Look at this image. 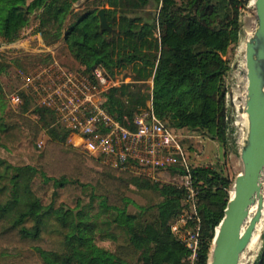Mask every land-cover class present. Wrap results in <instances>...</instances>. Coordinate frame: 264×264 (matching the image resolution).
I'll return each mask as SVG.
<instances>
[{"label":"trees","instance_id":"trees-1","mask_svg":"<svg viewBox=\"0 0 264 264\" xmlns=\"http://www.w3.org/2000/svg\"><path fill=\"white\" fill-rule=\"evenodd\" d=\"M77 2L0 0V42L18 39L35 13L45 46L62 41L90 78L96 66L113 79L120 69H130L131 83L111 87L103 95L102 106L114 117L132 119L151 101L157 117L173 132L204 133L226 143L229 61L224 57L232 34L240 29V7L249 0H85L74 6ZM152 5L157 9L153 18L137 14ZM100 9L113 31L102 30ZM45 59L39 64L49 61ZM149 80L148 93L135 85ZM29 104L25 101L21 110L27 111ZM34 111L43 113L49 127L50 113ZM9 118L36 143L41 129L35 122L14 112ZM48 132L44 147L28 150L21 160L0 158V178L8 179L9 193L0 201V257L14 251L11 264H189V251L170 229L185 207L182 188L103 165L64 147L66 130L50 127ZM183 147L201 218L194 264H208L230 182L212 167L193 165ZM175 171L183 173L180 166ZM130 186L153 189L160 196L141 227L136 222L145 208L127 210ZM62 195L76 204L61 201ZM50 216L57 220L58 240L43 232ZM103 239L111 248L100 244ZM255 264H264V244Z\"/></svg>","mask_w":264,"mask_h":264},{"label":"built area","instance_id":"built-area-1","mask_svg":"<svg viewBox=\"0 0 264 264\" xmlns=\"http://www.w3.org/2000/svg\"><path fill=\"white\" fill-rule=\"evenodd\" d=\"M35 31L40 51L51 52ZM51 54L47 63L18 69L16 77L20 83L8 97L15 108L23 106L27 97L31 109H44L52 116L49 127L41 128L37 148L44 147L50 139L48 128L57 127L67 132L64 144L68 142L103 165L154 181L173 174L178 182L175 186L184 190L185 207L171 221L170 229L189 251V264H194L201 218L183 135L173 132L157 117L151 101L132 119L114 117L102 101L104 93L118 86V81L102 66H96L90 78L79 69L63 65ZM178 166L183 173L175 171Z\"/></svg>","mask_w":264,"mask_h":264},{"label":"rangeland","instance_id":"rangeland-1","mask_svg":"<svg viewBox=\"0 0 264 264\" xmlns=\"http://www.w3.org/2000/svg\"><path fill=\"white\" fill-rule=\"evenodd\" d=\"M84 1L85 0H79V2L74 3V6H77ZM245 6L251 8V0H249L248 4ZM156 11L157 9L155 5H152L147 7L145 10L138 12L137 14L149 19L155 16ZM248 15L252 18L249 11L245 10L244 7H240V29L238 32L232 34L233 42L224 57L229 61V70L225 77L226 117L229 118L228 129L226 133L229 135V139L226 141V143H224L217 139H213L208 134L180 131V134L183 135L182 142L188 149V153L193 165L209 166L216 169V171H220L222 175L230 182L228 189L229 196L231 194V190L233 189L232 186L234 178L242 170V164L236 146V141L239 134L238 123L240 121V117L236 109L242 102V94L246 84L243 51L245 33L248 30L246 28L247 26L245 24V18ZM37 25L38 20L35 17V13H32L29 16V24L22 30L18 39H16L10 45L0 47V129H7L6 131H0V137L4 139L5 136H9L6 137V141L4 143L0 142V158L5 159L8 162H16L21 160L25 157V154L28 150H39L36 146V143L32 142L27 137V133L22 129L18 122L9 118V114L11 112L29 118L35 122L40 127V129L45 127L43 122V113L41 114L35 112L33 109H31V104H29V109L27 111H23L21 110L22 106L15 108L8 100V97L15 91L20 83L16 77V71L18 69H29L35 64L43 63V61L46 60L45 58H49L50 60L52 56L51 52L54 53L55 58H57L68 68H79V63L75 61L69 54L62 41L52 46H46L51 52L40 51L41 48L38 46V40L35 37V29ZM114 78L118 81L119 85L131 83L132 74L129 68L120 69L115 73ZM135 85H141L142 91L148 93L151 91L152 81L149 80L144 84L141 83ZM27 100L28 98L25 97V101ZM149 102L150 101H148L147 105ZM63 146L73 149L87 158L96 160L85 155L82 153V151L71 147L68 142L63 144ZM97 161L100 163L99 160ZM156 182L173 185L178 183L177 180L173 178V174H169L167 177L165 174L164 177L160 178ZM87 194L82 196V202L84 204L88 203L89 201V194ZM127 195L131 200L127 206V210L129 212L135 213L138 211L139 207L145 208L144 213L138 217L136 222V225L141 227L143 225L144 219L148 218L149 214L151 213V209L148 208L154 206L160 200V196L158 192L153 189H141L134 186H130L127 191ZM8 197V179L4 176L0 178V201H4ZM60 199L70 206H74L76 204V202L67 195H62ZM94 205H96V202ZM57 225L58 224L55 217H48L47 227L43 230L44 234H47L53 239L58 240L61 235L57 230ZM96 235H99L98 231L96 232ZM100 244L104 247L111 248V244L107 239H103ZM262 247L263 238L261 236L254 249H247L244 251L240 260V264H254L260 254ZM11 252V254L0 257V264H11L10 261L13 260L14 251ZM130 264L136 263L134 260H132Z\"/></svg>","mask_w":264,"mask_h":264},{"label":"water","instance_id":"water-1","mask_svg":"<svg viewBox=\"0 0 264 264\" xmlns=\"http://www.w3.org/2000/svg\"><path fill=\"white\" fill-rule=\"evenodd\" d=\"M251 3V8L244 6L253 17V27L245 33L246 84L242 102L236 109L240 117L236 146L242 170L234 178L233 196L229 197L216 227L208 264H240L263 212L264 0H251ZM97 15L102 30L113 31L106 22L104 10L100 9ZM10 44L0 43V47ZM253 206L256 207L251 212ZM262 238L264 244V234Z\"/></svg>","mask_w":264,"mask_h":264},{"label":"bare ground","instance_id":"bare-ground-1","mask_svg":"<svg viewBox=\"0 0 264 264\" xmlns=\"http://www.w3.org/2000/svg\"><path fill=\"white\" fill-rule=\"evenodd\" d=\"M245 24L247 26L246 28L248 29L247 31L249 32L251 30V28L253 27V17L251 18L248 15L245 18ZM263 177H264V174H263ZM263 194H264V187H263ZM231 196H233V189L231 190L230 197ZM255 207L256 206L252 207L251 212H254ZM263 233H264V202H263V212H262V216H261L260 222L257 224V226L255 228V231L253 233V236L251 238V241H250L249 245L247 246L246 250L247 249H249V250L254 249L256 247L257 243L259 242L260 237L263 235Z\"/></svg>","mask_w":264,"mask_h":264},{"label":"crops","instance_id":"crops-1","mask_svg":"<svg viewBox=\"0 0 264 264\" xmlns=\"http://www.w3.org/2000/svg\"><path fill=\"white\" fill-rule=\"evenodd\" d=\"M238 140V139H237Z\"/></svg>","mask_w":264,"mask_h":264}]
</instances>
